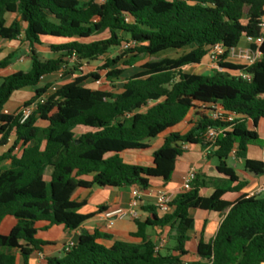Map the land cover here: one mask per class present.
Wrapping results in <instances>:
<instances>
[{
	"label": "trees",
	"instance_id": "16d2710c",
	"mask_svg": "<svg viewBox=\"0 0 264 264\" xmlns=\"http://www.w3.org/2000/svg\"><path fill=\"white\" fill-rule=\"evenodd\" d=\"M7 15L15 17L9 22ZM263 15L264 0H0V39L17 45L0 60V73L21 56L23 45L30 60L27 71L0 76V228L7 217L17 220L7 235L0 232V264H30L48 245L38 238L40 232L59 226L75 232L108 210L101 206L97 213H80L86 201L74 198L77 190L131 187L144 192L154 179L168 184L177 161L192 146L217 160L216 171L227 187L204 197L201 190L210 183L197 174L190 191L172 198L168 213L140 205V213L150 215L134 221L137 231L131 238L136 242L82 231L69 251L62 249L44 264H264V196L223 199L246 186L228 165L231 157L247 174L264 176V161L248 158L264 119V44L262 58L249 68L226 53L219 69L208 74L183 70L207 61L216 44L232 49L244 41L241 47H247L248 36L260 35ZM44 47L47 55L40 52ZM116 48L123 53L107 58ZM182 50L189 51L145 63L120 92L83 85L88 79L99 81L107 71L106 81L117 90V81L141 56ZM102 58L106 61L96 72L77 75ZM242 71L250 79H243ZM56 76L74 79L61 85L45 81ZM22 90L34 91L25 106L38 103L23 124L17 114L5 112ZM216 107L235 120L214 119ZM184 122L189 131H174ZM209 129L220 131L212 142L204 138ZM155 140L161 144L151 166L124 159V154L152 149ZM191 210L227 214L209 242L201 233L194 261H186L194 228ZM149 228H169L165 253L164 248L157 251Z\"/></svg>",
	"mask_w": 264,
	"mask_h": 264
},
{
	"label": "crops",
	"instance_id": "0c3cea01",
	"mask_svg": "<svg viewBox=\"0 0 264 264\" xmlns=\"http://www.w3.org/2000/svg\"><path fill=\"white\" fill-rule=\"evenodd\" d=\"M7 16L9 17L11 16V18L15 17L13 15H7ZM16 48L17 45H15V49ZM22 49L24 51V55L20 56L14 62V64L8 70H6V72L27 71L30 68V60L27 56L26 46L23 45ZM44 49H46V47L42 48L40 52L42 53V50ZM45 52H47L48 54L49 52L48 49H46ZM51 80L48 77L45 81L49 82ZM16 93H17V97L14 99ZM16 93L12 97V100L14 99L16 103L13 104L12 107L10 108H5L6 113L17 114L20 108L26 102H28L34 95L33 90H26V91H21V93L20 92H16ZM249 127L252 128L251 122L249 124ZM189 129L190 126L187 124V122H184L179 126H177L174 129V131L186 133L187 131H189ZM257 131H258L259 139L256 144L249 146L248 158L256 161H264V119L259 121ZM160 144L161 141L159 140L158 141L155 140L152 143L153 145L151 149L152 154L154 153V151L158 149ZM207 153L208 152L202 149L200 146L190 147L189 150L184 154V156H182L177 161L175 173L172 177V180L168 184H165L161 180L154 179L152 180L151 188L147 191L142 192L143 206L154 207L155 206L154 193L159 190H164L170 193L172 197L176 196L179 193H182L183 179L190 170L196 171L198 175H203V177H205L207 181L210 183L206 188L201 190V195L204 197L212 196L215 192V189L218 187L217 184L220 183V181H222L224 178L223 176H220L216 171V166L218 164L217 160L216 159L208 160ZM128 154L130 153H127L123 157L127 162L133 164H140L141 158H144L143 155H140L141 154L140 152L132 153L127 157ZM135 154H139V155H135ZM230 159L235 163V167L237 166V170L239 171V176L237 177L239 181L245 182L246 186L239 193H228L224 195L223 199L229 202H233L242 194L256 195L255 193H257V191L261 187H264V176L253 177L252 175H249L244 171L242 163L237 162L232 157ZM152 161L153 159L151 156L147 161L148 162L147 166H151ZM8 164L9 162L6 163V165ZM210 181H212V184ZM234 186H236V184H234L233 187ZM131 191H132L131 187L129 188L95 187L92 189L77 190L74 195V198L78 202L86 201V205L82 208L80 213L87 215L91 213H97L99 207L101 206H105L108 210L119 207H123V208L127 207L131 200ZM260 196H264V193L260 194ZM226 214L227 211L225 213H214L204 210L190 211V216L194 220V228L190 234L192 237V242L189 244L190 254L187 257L186 261H194L195 259L194 254L196 253L198 240L200 239L201 233L205 242H209L211 239H213ZM149 215H150L149 213L142 211L140 213V218L142 220H145ZM40 227H43V225H40ZM95 230H99L102 233L111 235L113 239L116 241L136 242V240L131 238V234L137 231V227L134 221L131 220L117 221L113 228L107 229L105 222L100 218V214L96 215L93 219L86 222L81 229L75 232H68L64 229L63 226H59L50 229L48 232H40L38 234V238L48 243V245L44 246L43 248V252L46 255V257L60 256L62 249L67 242L75 238H78L79 235L82 233V231L93 232ZM168 231L169 228H165L164 230H161L159 228H155V229L149 228L148 235L156 243L157 246L162 242L166 245ZM46 234L47 236L44 237V235ZM102 243L107 246L111 245V243L109 242H102ZM166 249L167 248H164L162 250V253H165ZM30 264H44V263L39 261L36 256H33L32 259L30 260Z\"/></svg>",
	"mask_w": 264,
	"mask_h": 264
},
{
	"label": "built area",
	"instance_id": "2783aa9c",
	"mask_svg": "<svg viewBox=\"0 0 264 264\" xmlns=\"http://www.w3.org/2000/svg\"><path fill=\"white\" fill-rule=\"evenodd\" d=\"M100 3L105 2V0H98ZM260 28V35L258 37L248 36L246 38V42L248 44L247 47H236L232 49L225 48L222 44H216L212 46L207 55V61L210 64V67L215 70L219 69V62H221L222 57L228 53V57L230 60L235 62L236 64L249 68L254 65L258 60H260L263 56L261 52V47L264 44V15L260 18L259 23ZM123 48H127L126 45ZM239 75L247 80L250 79V75L242 71ZM37 102L30 105L25 106L23 105L20 110L18 111L17 115L19 116L20 123H24L36 110ZM213 118L216 120H221L225 122H233L235 120L234 115H230L225 113L220 107H216L212 113ZM220 131L216 129H209L204 138L208 142H212L217 136ZM197 172L194 170H190L183 179L182 190L183 192H188L191 190L192 183L195 180ZM264 193V187H261L256 195H260ZM142 191L138 188H132L131 191V200L127 207H119L111 210H106L100 214L101 220H103L106 224L107 229H111L114 227L117 221L123 220H131L135 221L140 217V205L142 204ZM172 195L164 190H159L154 193L155 199V207L156 209L162 213L166 214L169 212V204L172 200ZM77 242V238L70 240L67 242L63 249L65 251H69ZM165 244L162 242L157 246V251H160ZM37 259L42 263L46 261V255L44 252H39L36 255Z\"/></svg>",
	"mask_w": 264,
	"mask_h": 264
},
{
	"label": "rangeland",
	"instance_id": "374dc122",
	"mask_svg": "<svg viewBox=\"0 0 264 264\" xmlns=\"http://www.w3.org/2000/svg\"><path fill=\"white\" fill-rule=\"evenodd\" d=\"M7 20L10 22L13 18H11V16H6ZM245 44L244 41H242L241 46H243ZM0 49L3 51L2 54H0V60H2L3 58L6 57L7 53H9L10 51H13L15 50V44H11L9 43L8 41H4V40H1L0 39ZM47 49V48H46ZM46 49L42 50V53L44 55L47 54ZM21 50V49H20ZM189 50H182V51H170V52H165V53H162L158 56H153V57H148V56H141L137 62V64H135L132 68H129L125 74H123L121 80L117 81L116 83V86H117V90L113 89V86L112 84H110L109 82L106 81L105 79V74L107 71L103 72L101 74V79L99 81H96V82H93V80L91 79H88L83 85L91 88V89H94V90H101V91H106V92H120L123 90V84L125 82V80L133 75H135L136 73H138L140 70H141V67L145 64V63H148V62H157V61H160L162 59H165V58H170V59H176V58H179L181 56H183L184 54L188 53ZM123 52L121 49L119 48H116V49H113L111 51V54L107 57V58H112V57H115V56H118V55H121ZM24 55V52L21 53V56ZM127 58L123 59V61H126ZM106 61L105 58H102L100 59V61L98 62H95V63H92L91 65L89 66H86L85 68L83 67L81 69L82 73H78L77 75H80V76H83V75H87L91 72H96V69L102 65L104 62ZM122 63L118 66V67H122ZM183 70L187 73H192V74H208L210 73V71H212L213 69L210 67V64L208 63V61H204L202 65L200 66H186L185 68H183ZM7 72L4 71V72H1L0 76L3 75V74H6ZM74 77H67L66 79H59V76H56L55 79L51 80V82L54 84V85H61L63 83H67L69 81H73ZM22 91H26V90H22ZM21 93V91H19ZM17 97V93L16 95L14 96V99ZM10 100L6 106V108H10L12 107L13 104L16 103L15 100ZM6 150V149H5ZM132 153H137V152H131L130 154ZM141 154L140 155H143L144 158H141V161H140V164L138 165H141L143 167H147V164H148V159L153 156L152 154V150H145V151H142L140 152ZM128 154L127 157L130 155ZM126 155V154H124ZM123 155V156H124ZM135 155H139V154H135ZM228 165L230 167H232L234 169V172L236 174V176H239V171L237 170V166L235 167V163L229 159L228 160ZM50 174V171L47 172V176H49ZM229 184V182H227V180H222L220 181V183L217 184V186L219 187H227V185ZM17 223V220L13 217H7L4 222L2 223L1 225V234L5 235V234H8L10 229ZM43 235V234H42ZM46 235H44V237H46ZM163 248H167L166 245L163 246ZM162 250V249H161Z\"/></svg>",
	"mask_w": 264,
	"mask_h": 264
}]
</instances>
